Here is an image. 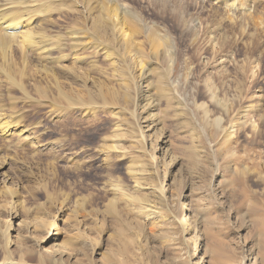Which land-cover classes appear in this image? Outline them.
I'll return each instance as SVG.
<instances>
[{
	"label": "rangeland",
	"instance_id": "obj_1",
	"mask_svg": "<svg viewBox=\"0 0 264 264\" xmlns=\"http://www.w3.org/2000/svg\"><path fill=\"white\" fill-rule=\"evenodd\" d=\"M224 1L115 0L111 5L112 14L118 5L132 14L119 25L142 46L154 80L157 73L165 76L168 64L155 52L168 46L175 55L173 77L163 82L179 83L178 106L174 103L179 108L163 99L154 111L161 123L152 141L161 131L168 141L155 159L157 172L147 171L143 180L153 187L162 183L165 205L154 193L136 191L129 174L130 168H141L138 164L149 170L154 161L150 130L144 131L145 145L130 131L115 137L117 125L125 123L113 115L114 107L78 104L87 103L89 92L98 93L101 86L104 93L121 91L120 77L111 76L101 47L70 52L72 25L87 22V29L92 24L78 13L81 3L66 2L53 14L50 37L60 36L63 44L50 50L51 59L32 48L24 54L15 45L8 60L0 54V124H6L0 126V165L17 190L19 216L48 222L28 232L32 237L24 245H12L14 255L26 251L32 264L39 253L50 255V227L58 234L56 243L71 248L64 256L69 264H264V0ZM118 45L111 46L122 53ZM124 68L131 81L139 79L136 58ZM207 87L217 95L208 94ZM216 98L225 99L228 110L220 109ZM200 103L210 111L207 123ZM124 152L127 159L120 156ZM116 184L159 202L158 208L148 218L135 203L128 209L120 204L117 218L108 208ZM4 185L0 258L12 208ZM181 214L189 220L187 230ZM11 222L17 229L18 220ZM127 224L128 250L123 251L120 233Z\"/></svg>",
	"mask_w": 264,
	"mask_h": 264
},
{
	"label": "bare ground",
	"instance_id": "obj_2",
	"mask_svg": "<svg viewBox=\"0 0 264 264\" xmlns=\"http://www.w3.org/2000/svg\"><path fill=\"white\" fill-rule=\"evenodd\" d=\"M113 1L115 0H103V1L102 0H0V52H1L0 54L5 59L8 60V56L10 55V50L14 49L13 46L15 45L24 54H26L25 53L26 49L32 48L33 51L34 50L39 51V55L42 54L43 52L46 53V56L48 55L49 59H51L50 50L53 48L52 51H54L55 47L59 49L58 47L63 44V41L60 38V36L50 37L51 35L49 34V31L51 30L52 24H53V14L56 12V10H58L57 8L58 6L64 7L65 6L64 4L66 2H69V4L70 2L71 4L74 2L81 3L83 9H81V11H78V13L81 14L84 17V19L86 18L87 20H91L92 24H91V27H88L87 29H86V24H87L86 21H85L86 22L85 24L84 22L81 21V22H76L72 25L73 27L69 29L68 31V34L70 36V41L68 40L69 44L67 43L70 49V52H72L73 54H76L81 49H86V48H91V47L93 50L98 51V48L100 49L101 47L106 59L110 61V63H108V69L109 68L112 69L111 76H114L115 78L120 77L119 81H120L121 91L114 89L108 92L109 89L105 88L104 91L108 93H104L102 90V86H101L100 89H98L99 91L98 93L92 94V92L89 90L90 92L88 94L87 99H89L90 101L87 100L86 101L87 103L84 102V103H78V104L80 105L82 104L83 105V106L81 105L82 107H85V106L88 108L90 107V109L93 108V104L91 107L90 102L99 104L98 106L101 105L104 108H109V106L114 107V109L112 110V113H114L113 115L116 116L117 119L120 120L119 123L122 122V120L125 123L124 128L117 125L115 130L120 131V132L116 133L114 135L115 137H119V138L127 137L128 131H130L134 134V137L136 138L138 143L144 144L145 139H146L144 131L146 128H147V131L150 130V132L148 133V138L149 139L152 138L151 147L153 151L149 153L150 154L149 156H151V158H154L152 159L154 161H152L148 165L149 170H146L147 168L146 164H138L141 168H137V167L130 168L129 174L134 179V188L136 191L141 192L142 190H147L149 193H154L153 196L159 199L161 205H165L167 196H166L165 189L162 186V183L160 182L155 183L153 187V186L147 185V183L144 184L143 180L146 179V177L144 176V173H146L147 171H152L153 169V172L155 173L157 172L156 167H155L156 164H154L155 159L157 158L158 151L162 149L161 144H166L168 141L167 139L168 136L165 135L163 131H161L158 141H152L156 133L158 132L160 128V123H161L159 114L157 112L155 113L154 111L158 109V105L160 104V101L163 99L166 101L167 106L172 105L171 108L173 110L174 109L177 110L179 108V107L176 108L174 106L175 105L174 103L178 99V96H177L178 93H177L176 88L178 87L179 83L177 81H174V79L173 81H171L172 79H169L167 83L163 82V80H167L166 78L173 77L175 55L168 46L166 49L163 48L161 52L159 50L158 52H155V55L158 58H161L160 53L164 54L162 60H165L168 64H167L165 76L157 73L156 78L154 80L152 72H154L153 70L155 69L150 68L149 65H144L145 57L142 56L144 55L142 46L135 45V41L132 38H130L131 36L128 34V32H126V30H124V27H120L121 25H119L121 22L120 19H122L123 21H126L128 20L127 18L128 15L132 17L131 16L132 14L128 11V9L125 8L126 6L124 5L123 6L118 5L115 10L116 12L112 14L111 12L114 11V8L111 9V5H114ZM225 1L227 2V5H229L230 2H228V0H225ZM95 32L97 34H95ZM116 44L117 45L119 44L118 47L122 50V53H120L119 51H115V46L114 47L111 46V45H116ZM62 48L64 49V46L63 47L61 46V49ZM156 49H157V45H156ZM131 51H134V53L132 54ZM64 54H62V56ZM44 57H45V54H44ZM48 57L44 58V60L45 59L48 60L47 59ZM78 58L77 60H79ZM135 58L137 60V67L140 70V73L138 74L139 79L137 81L136 80L131 81L130 78L128 77L127 69L124 68V66H127V62L129 61L131 64L135 60ZM62 59H60V62H63ZM83 61L85 60L83 59ZM63 67L65 70L67 65H64ZM66 72L68 73V71ZM53 77H56V75H54ZM207 92L213 97L217 95L214 91H212V88L210 87H207ZM180 98L182 99V97ZM71 99L67 97V100H71ZM190 102L188 103L182 102V103L184 105L186 104L185 106H187V108L189 109ZM214 102L223 111L228 110V103L225 99L216 98ZM177 104H178V101L176 103V106H178ZM179 104L181 105V102ZM88 108H85V109H88ZM198 108L202 110L204 114L203 119L205 120V122L206 123L209 122L210 120L209 112L210 111L206 107V104L200 103L198 104ZM243 116H246V114ZM117 121H116V124H117ZM128 122H131V124L128 125ZM134 122L137 125H135ZM4 123L0 124V126L3 125V128H5L4 125H6ZM123 131H126V132H123ZM134 148L137 149L136 146H134ZM120 156H122L123 158L125 157L127 159L128 152H124ZM130 158L132 159L131 161H136L133 155ZM2 170H3V165L1 163L0 183L5 184L4 194L8 198H10L12 208L10 209L11 211H9L8 213L9 217H11L10 223L7 224L2 230L4 239H5V242L3 244L5 247V250L2 253L3 255L0 258V264H32L28 262L27 260L29 257L31 258L32 256L28 255L26 251L16 256L12 253V251L10 250V247L16 243H18L19 246L24 245V243L30 241L28 237H30L31 234L28 235V232L31 233L32 231L36 230L38 226L39 227L45 226L47 225L48 222L42 223L44 222L43 220L36 221V218L29 221V219L27 218L25 214L21 215V217L19 216L18 206L20 205L17 199V196H18L17 190L8 184L11 177L7 178V175H4V172ZM117 185L118 184H116L115 186ZM1 194H2V191H0V195ZM114 194H115L114 197L109 200L108 208L112 214L117 215L116 216L117 218H120L121 216L120 210L117 209L119 208L120 204H121V207H125L128 209V204L130 205L132 203H135L134 207L139 208L141 211L148 212L147 215L145 214L144 215L149 218L151 211L152 213L153 211L155 212V210L152 208H156L157 207L156 205H158L157 203H159V202L154 203L155 201H150L149 199H144L142 197H139L138 194L134 195V193L129 192L128 189H126L124 185H119L116 188L114 187ZM145 200H147L146 201V203L148 204L147 206L143 205L145 204L144 203ZM136 204H139L140 206L137 207ZM160 208H163V207L161 206ZM181 215L182 217L180 220V224L185 230H187L189 220L186 219L183 216V214ZM12 219L18 220L17 229H14V226L11 222ZM141 223L144 225L143 221H141ZM13 230H15V234H16L14 237H12V234H11ZM47 230H48V233H50L49 238L53 240L54 242L53 244L54 246L52 247L53 249L50 252V255L48 256L42 253H39L37 264H69L64 261V256L67 253L66 251H69V249L71 248L68 247V244L67 246L63 245L61 241L59 243H56L55 241L56 235L58 236V234H55L52 230H50V227L47 228ZM149 230L151 233H155V231L152 228H150ZM14 238L17 240L20 239V241L16 242L14 241ZM120 240H121L120 242L121 250L127 251L128 250V224L124 225L123 231L120 233ZM100 247H101L100 244H97V248L100 249ZM124 262L125 261H123V263Z\"/></svg>",
	"mask_w": 264,
	"mask_h": 264
}]
</instances>
